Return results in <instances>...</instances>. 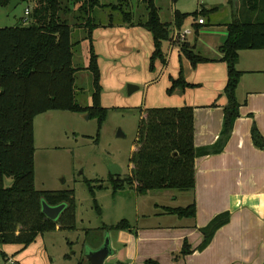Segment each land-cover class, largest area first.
Returning <instances> with one entry per match:
<instances>
[{
	"label": "trees",
	"instance_id": "1",
	"mask_svg": "<svg viewBox=\"0 0 264 264\" xmlns=\"http://www.w3.org/2000/svg\"><path fill=\"white\" fill-rule=\"evenodd\" d=\"M147 15L137 18L129 9L127 0L117 3H101V0H21L33 3L30 22L23 25L0 27V246L22 245L24 248L36 241L39 235L52 231L76 230V198L74 190H44L35 187V118L52 110L87 113L97 118L99 129L107 119L110 109L101 104L103 87L98 55L93 44V31L106 25L116 24L115 13L121 14L118 23L141 26L152 33L154 51L150 57V71L160 60L164 66L168 59L163 43L172 39L171 27L183 29L189 17L197 20L200 15L208 18L214 9L201 8L194 12L175 11L173 23L162 21L155 0H143ZM176 3L178 0H172ZM10 0H0L7 8ZM77 9L74 10L73 7ZM110 9L109 23L103 24L97 9ZM246 11L235 14L227 25V39L220 46V58H208L196 51V45L183 42L180 52L190 60L193 67L200 63L224 61L227 64L228 80L223 94L228 103L224 107L223 128L219 141L213 146L197 148L194 144V107H150L138 108L140 120L137 138L129 163L130 174L125 177L112 175L110 185L114 193L134 188L140 194L152 190H194L195 159L221 152L232 134L234 123L240 116L242 104L237 99V89L244 72L237 68L242 50L264 49V0H245ZM72 15V21L67 17ZM243 17H246L244 19ZM25 21V19H24ZM202 25V24H198ZM73 28L85 30L89 41V65L86 68L93 77L92 105L82 106L75 99L76 73L82 68L73 65ZM198 33V29L195 30ZM181 61V60H180ZM171 86L167 93H183L197 85L186 80L182 65L177 78L170 77ZM254 145L264 149V137L256 125L253 126ZM98 138V134H97ZM12 182L8 185L6 180ZM92 186L86 180L93 196L98 214L102 209L96 199V190L108 186L103 180ZM95 183V182H94ZM56 206L66 203L67 207L54 221L42 212V201ZM160 214L194 218L196 201L184 207H163ZM230 212H222L202 228L204 239L196 248L205 249L215 233L230 222ZM102 230L134 231L131 223L123 219L113 225H104ZM194 251L185 242L180 256ZM6 252L0 253V262L7 261ZM146 264H159L147 260ZM177 264V263H174Z\"/></svg>",
	"mask_w": 264,
	"mask_h": 264
},
{
	"label": "crops",
	"instance_id": "2",
	"mask_svg": "<svg viewBox=\"0 0 264 264\" xmlns=\"http://www.w3.org/2000/svg\"><path fill=\"white\" fill-rule=\"evenodd\" d=\"M198 1L200 5L195 11L201 8L214 9L213 14L219 9L218 4H233L232 0H213L207 3L206 8L203 5L207 0ZM237 13H232L231 21ZM97 15L100 18L105 16L103 13ZM106 16L109 18L108 13ZM201 17L194 20L193 24L198 32L209 22V18L204 16L205 24L198 25ZM231 21L224 23V33L211 37L212 51H208L209 54L204 55L205 57L217 59L222 56L219 48L227 39V25ZM173 22L174 20L170 23ZM82 38L88 43L89 53V41L84 36ZM186 42L191 43L188 37ZM93 44L101 72V101L106 96H114L123 101L126 96L121 92L127 82H130L138 86V90L132 93L136 92L133 107L192 106L195 146H213L219 141L223 128L224 107L228 103L223 94L228 80L227 64L224 61L200 63L193 67L190 60L181 54L179 44L165 41L163 51L167 56L168 65L164 66L157 60L155 71L150 72V57L154 51L152 33L141 26L119 23L96 28L93 31ZM239 55L237 68L244 74L236 95L242 106L225 148L221 152L198 156L195 159L194 190H163L171 191L166 193L172 195V204L178 202V198L184 193L187 195L185 204H191L195 200L196 216L187 218L171 214L160 215L159 208L154 213H143L141 201L153 190L139 194L133 188L136 194L133 217L137 220V225L132 228L136 234L128 230L112 233L110 240L114 254L107 261L122 256L125 263L117 261L118 264H146L150 259L159 264H264V149L254 145L251 135L252 128L256 125L264 137V49L242 50ZM88 65L89 61L83 68ZM180 65L183 66L186 80L197 86L188 88L183 93L169 95L167 89L171 86L170 77H178ZM114 107L116 106L111 108ZM131 167L132 165H129L125 175H113L123 178L130 174ZM8 179L6 184L9 185L12 180ZM108 187L97 191V201L100 202L101 193L106 192L109 194L103 195V198L110 196L114 206H122L127 199L123 190L114 193L113 189ZM110 187L112 188L111 185ZM226 211L231 214L230 222L215 233L205 249L197 250L204 239L202 228L215 216ZM100 216L105 217L103 210ZM160 216H165V224L158 222ZM144 218H153L152 223H148L149 220ZM140 220L141 225L138 224ZM103 223L102 226L110 224L105 219ZM116 223L118 222L113 224ZM40 237L44 238L45 233ZM103 239V236L96 239L91 247H100ZM185 242L194 251L180 256ZM29 247L11 244L3 245L1 249L8 256H14L21 264H35L36 259L40 264L44 263L46 256H30L31 246Z\"/></svg>",
	"mask_w": 264,
	"mask_h": 264
},
{
	"label": "rangeland",
	"instance_id": "3",
	"mask_svg": "<svg viewBox=\"0 0 264 264\" xmlns=\"http://www.w3.org/2000/svg\"><path fill=\"white\" fill-rule=\"evenodd\" d=\"M118 1L101 0V3L109 4ZM211 1L213 0H207L203 6L208 8L207 3ZM232 1L233 4H218V12L216 10V13L209 17L207 26L199 30L198 33H196L193 25V17H189L185 21L182 30H192L193 33L188 38L192 45H196L200 55L204 56L209 54L208 51H212L211 37L224 33V23L231 21L232 13L240 12L243 14L246 11L245 0ZM127 2L129 9L137 18L146 17V5L143 0H127ZM155 2L159 7L162 21L168 23L175 19L174 12L176 9L182 12H193L200 5L198 0H178L176 3L172 0H155ZM27 6L32 8L33 3H21L11 12H8V8L0 6V27L28 24L30 22L29 17L24 21ZM73 9L76 10L77 6ZM96 11L105 15L101 22L107 24L109 18L106 14H110L111 10L99 8ZM200 16L204 17L203 15ZM67 17L72 21L71 15ZM121 18V14L115 13L116 23L121 21ZM243 18L246 19V17ZM170 30L172 39L169 41L181 45L183 42L176 40V32L182 30L174 25ZM83 36H86L85 30L73 28L72 41L79 42L73 48V65L82 68L75 76V99L82 106H90L92 105L93 77L90 71L83 69L89 61L88 43L82 40ZM129 84L131 83L127 82L121 92L126 96L123 101L114 96H106L101 101L102 106L110 108L116 106L115 109H110L101 129H99L97 118L86 119L83 114L70 111L52 110L38 115L34 120L36 189L39 191L74 190L76 198L75 221L77 229L46 232L44 238H41L40 235L35 242L29 245L31 246L29 249L30 256L37 258L43 254L46 256L44 263L41 262V264H91L86 258V249L91 247L96 239L103 236L104 243L106 238L116 232V230L104 232L100 229L104 224V219L110 223L108 225L123 219L128 220L132 226L137 225V220L133 217L136 196L133 188L125 187L123 189L127 199L122 206H114L110 196L103 198V195L108 196L109 193L102 192L101 195L99 194L100 202L98 204L105 214L104 217L98 215L93 196L86 183V180H90L94 186L100 184L98 180H103L105 185L112 189L109 181L110 175H125L129 170V159L135 146L141 117L139 109L133 107L135 106L134 94L136 92L132 95L128 94ZM119 133H123L124 136H118ZM97 191L99 190H96V193H98ZM166 192L171 191L153 190L148 197L141 201L142 212L154 213L157 208L159 211H163V207L175 208L189 205L185 204L187 203L185 193L180 195L178 202L172 204V195ZM175 192L179 191L175 190ZM160 217L158 222L165 224V216ZM147 220H149L148 223H152L153 218ZM138 224H142L141 220ZM132 233L136 234L135 231ZM121 257L116 256L105 264H118L117 261L125 263ZM0 264H4V262L1 261ZM35 264H40L38 259H36Z\"/></svg>",
	"mask_w": 264,
	"mask_h": 264
},
{
	"label": "water",
	"instance_id": "4",
	"mask_svg": "<svg viewBox=\"0 0 264 264\" xmlns=\"http://www.w3.org/2000/svg\"><path fill=\"white\" fill-rule=\"evenodd\" d=\"M21 0H10L8 5V12L14 10ZM138 90V86L129 84L128 93L132 94L134 91ZM84 118L89 119L90 116L87 113L83 114ZM118 136H124L123 133H119ZM66 203H61L56 206L49 205L45 200L42 201V212L45 214L47 219L58 220L62 212L66 209ZM107 237V236H106ZM86 258L91 264H105L107 259L114 254V250L111 245L110 237L106 238L105 242L98 248L88 247L85 251Z\"/></svg>",
	"mask_w": 264,
	"mask_h": 264
},
{
	"label": "built area",
	"instance_id": "5",
	"mask_svg": "<svg viewBox=\"0 0 264 264\" xmlns=\"http://www.w3.org/2000/svg\"><path fill=\"white\" fill-rule=\"evenodd\" d=\"M202 2L205 1V0H201ZM30 8H26L25 9V15H26V19L29 17L30 15ZM198 23L199 24H205V18L204 17H201L199 20H198ZM192 30L191 29H186V30H182V31H177L176 32V40L177 41H180V42H185L187 37L192 35ZM4 252L2 249H1V246H0V253ZM4 264H21L18 260L15 259L14 256H8L7 258V261L4 262Z\"/></svg>",
	"mask_w": 264,
	"mask_h": 264
}]
</instances>
